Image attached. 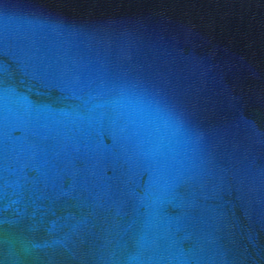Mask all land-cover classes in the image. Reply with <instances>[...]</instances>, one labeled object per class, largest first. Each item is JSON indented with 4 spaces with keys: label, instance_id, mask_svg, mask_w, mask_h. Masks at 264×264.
<instances>
[{
    "label": "water",
    "instance_id": "obj_1",
    "mask_svg": "<svg viewBox=\"0 0 264 264\" xmlns=\"http://www.w3.org/2000/svg\"><path fill=\"white\" fill-rule=\"evenodd\" d=\"M0 264H264V0H0Z\"/></svg>",
    "mask_w": 264,
    "mask_h": 264
}]
</instances>
